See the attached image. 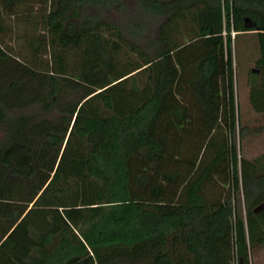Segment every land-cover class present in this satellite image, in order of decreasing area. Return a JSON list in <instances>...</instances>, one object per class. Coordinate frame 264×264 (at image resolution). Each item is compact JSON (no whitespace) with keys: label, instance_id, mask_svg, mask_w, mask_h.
<instances>
[{"label":"trees","instance_id":"obj_1","mask_svg":"<svg viewBox=\"0 0 264 264\" xmlns=\"http://www.w3.org/2000/svg\"><path fill=\"white\" fill-rule=\"evenodd\" d=\"M127 1L0 0V264L264 248V151L235 143L240 59L264 119V0Z\"/></svg>","mask_w":264,"mask_h":264},{"label":"rangeland","instance_id":"obj_2","mask_svg":"<svg viewBox=\"0 0 264 264\" xmlns=\"http://www.w3.org/2000/svg\"><path fill=\"white\" fill-rule=\"evenodd\" d=\"M130 6L129 1L125 0ZM103 16L114 22H119L121 14L116 9L103 11ZM236 61L237 74L235 77L236 100L239 110V123L237 125L235 143L240 158L251 159L264 151V119L252 112L248 100V87L246 85L247 71L253 68L252 63H245L240 59ZM242 66V67H241ZM247 127L251 132L240 134V127ZM258 130L257 132L255 130ZM251 264H264V248L253 253Z\"/></svg>","mask_w":264,"mask_h":264},{"label":"built area","instance_id":"obj_3","mask_svg":"<svg viewBox=\"0 0 264 264\" xmlns=\"http://www.w3.org/2000/svg\"><path fill=\"white\" fill-rule=\"evenodd\" d=\"M234 34H235L234 32L231 33L232 37L234 36Z\"/></svg>","mask_w":264,"mask_h":264}]
</instances>
